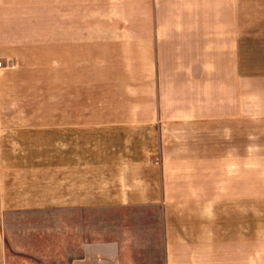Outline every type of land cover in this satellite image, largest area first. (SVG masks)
Returning <instances> with one entry per match:
<instances>
[{"label":"crops","instance_id":"0c3cea01","mask_svg":"<svg viewBox=\"0 0 264 264\" xmlns=\"http://www.w3.org/2000/svg\"><path fill=\"white\" fill-rule=\"evenodd\" d=\"M55 214L67 264H264V0H0V264Z\"/></svg>","mask_w":264,"mask_h":264},{"label":"rangeland","instance_id":"374dc122","mask_svg":"<svg viewBox=\"0 0 264 264\" xmlns=\"http://www.w3.org/2000/svg\"><path fill=\"white\" fill-rule=\"evenodd\" d=\"M6 248L12 264H67L61 215L10 216ZM41 242L43 247L31 244ZM55 242V245L49 243ZM30 244L22 248L12 245Z\"/></svg>","mask_w":264,"mask_h":264}]
</instances>
